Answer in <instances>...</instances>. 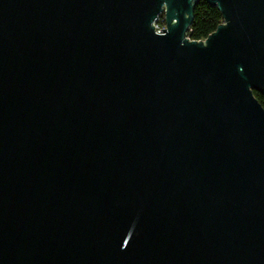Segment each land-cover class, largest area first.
Listing matches in <instances>:
<instances>
[{
  "label": "water",
  "instance_id": "water-1",
  "mask_svg": "<svg viewBox=\"0 0 264 264\" xmlns=\"http://www.w3.org/2000/svg\"><path fill=\"white\" fill-rule=\"evenodd\" d=\"M197 1L0 0V264H264V0Z\"/></svg>",
  "mask_w": 264,
  "mask_h": 264
},
{
  "label": "trees",
  "instance_id": "trees-1",
  "mask_svg": "<svg viewBox=\"0 0 264 264\" xmlns=\"http://www.w3.org/2000/svg\"><path fill=\"white\" fill-rule=\"evenodd\" d=\"M221 21L222 14L217 6L209 4L206 0H198L194 5L193 20L188 35L193 40L204 39ZM253 94L264 108V93L253 90Z\"/></svg>",
  "mask_w": 264,
  "mask_h": 264
},
{
  "label": "built area",
  "instance_id": "built-area-1",
  "mask_svg": "<svg viewBox=\"0 0 264 264\" xmlns=\"http://www.w3.org/2000/svg\"><path fill=\"white\" fill-rule=\"evenodd\" d=\"M163 16V14H160L158 17H157V19L152 23V25H153V28H154V31L156 32V33H162L163 32V30H164V28L166 27V25H165V21H164V17H162ZM164 22V24H161V22ZM190 31V27H189V29H188V31L186 32V34H185V37L188 39V40H193V39H191L190 37H189V35H188V32ZM199 40H204V39H199Z\"/></svg>",
  "mask_w": 264,
  "mask_h": 264
},
{
  "label": "rangeland",
  "instance_id": "rangeland-1",
  "mask_svg": "<svg viewBox=\"0 0 264 264\" xmlns=\"http://www.w3.org/2000/svg\"><path fill=\"white\" fill-rule=\"evenodd\" d=\"M161 24H164V22L162 21Z\"/></svg>",
  "mask_w": 264,
  "mask_h": 264
}]
</instances>
